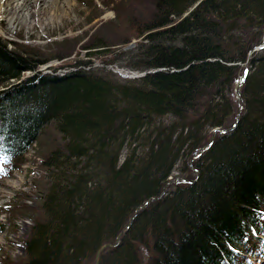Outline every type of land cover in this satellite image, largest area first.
I'll return each instance as SVG.
<instances>
[{
    "label": "trees",
    "instance_id": "1",
    "mask_svg": "<svg viewBox=\"0 0 264 264\" xmlns=\"http://www.w3.org/2000/svg\"><path fill=\"white\" fill-rule=\"evenodd\" d=\"M89 2L101 16L105 5ZM111 11L114 19L86 42V33L65 37L48 57L0 37V172L19 171L50 122L64 140L53 143L42 167L55 178L72 169L41 206L30 208L27 199L12 206L11 224L19 214L32 222L16 264H94L128 224L98 264H246L259 250L254 235L264 237L257 220L264 216V48L251 54L264 40V0H120ZM141 39L129 67L144 77L120 84L112 72L92 70L91 59ZM80 47L88 60L68 64V74L36 72L69 61ZM245 68L236 128L216 133L187 165V183L151 201L172 178L182 147L193 157L214 129L235 123L234 86ZM152 116L178 126L156 128L138 166L131 158L118 166L115 152Z\"/></svg>",
    "mask_w": 264,
    "mask_h": 264
},
{
    "label": "rangeland",
    "instance_id": "2",
    "mask_svg": "<svg viewBox=\"0 0 264 264\" xmlns=\"http://www.w3.org/2000/svg\"><path fill=\"white\" fill-rule=\"evenodd\" d=\"M116 1L120 0H93V4L100 8V4L105 5L101 10L103 12L102 15L95 16L91 14L93 12L92 3L89 0H62L58 1L60 4L59 11L56 13L55 11H51L49 13L50 16L40 17L42 18L41 21H23L18 19L16 22L11 20L12 14L10 8L5 3L0 6V37L8 41L16 42L17 44L22 43V45H27L32 49H36L35 53H44V56L48 57L53 55L52 50L54 46L56 47L55 42H59L65 37L80 38L83 36L82 33H86V36L82 38L86 42L88 39L87 36L93 34L98 24L114 19L111 8L112 4ZM137 42L142 44V39L131 42L128 47L119 46L117 47L118 50L114 53L104 54L98 56L96 59H91L93 61L92 70L101 73L110 71L120 84L141 78L140 76H142L141 74L143 72L133 71L129 67L131 60L138 57L137 54L139 53L140 45ZM262 44L254 48L253 52H260ZM10 48L14 49L13 47ZM87 55V52L80 47L69 61L52 60L45 63V65L38 66L37 70L43 74H51L49 72V68H51V71L55 69V73L58 76H63L73 71V69L68 68L71 67L68 64L74 61H87ZM114 59L116 60L115 62ZM104 64L107 65V68L103 67ZM29 75L31 73H25L21 80L26 79ZM124 106L127 108L129 105L126 104ZM173 124L175 125L174 129H176L178 124L171 117L157 118L156 116H152L150 125L144 127L123 148L121 147L116 152L113 150L112 154L114 152L117 154L118 166L130 158L133 159L135 167L138 166L137 164L142 163L146 151L155 137L156 128L162 125L166 129H170ZM206 132L208 134L210 132L209 129ZM63 140L62 135L57 131L56 123L50 122L41 131L37 143L26 154L25 164L22 168L8 177H6L7 174L0 172V264H16L24 258V242L32 227L31 216L25 214L17 215V222L11 224L13 218L10 215V210L12 206L14 204H20L23 200L27 199V205L35 209L43 204L44 198L48 195L53 184L58 183L60 178L65 181V176L67 179L71 178V168L66 170L67 173L64 177L59 172L55 178V172H47L41 164L43 159L47 157L53 143L55 141L63 142ZM186 145L181 148L178 162L172 173L173 180L171 181L177 178H184L187 175V165L190 166L192 157L191 151L189 150L190 147L188 148V145ZM61 159L59 160L60 163L68 162V160H63L64 158ZM70 163L72 164V161ZM172 190L173 188H167L165 194ZM257 220L264 226L263 215H259ZM254 237L258 243L259 250L255 255L245 256L246 264H264V237L261 240L257 233ZM149 253L150 251L148 249L146 254Z\"/></svg>",
    "mask_w": 264,
    "mask_h": 264
},
{
    "label": "bare ground",
    "instance_id": "3",
    "mask_svg": "<svg viewBox=\"0 0 264 264\" xmlns=\"http://www.w3.org/2000/svg\"><path fill=\"white\" fill-rule=\"evenodd\" d=\"M58 1H62V0H0V6L5 3L7 4L12 14V18H11L12 21L16 22V20L18 19L23 21H27V20L41 21L42 18L50 16L49 13L51 11H55V13L59 11L60 4L58 3ZM245 70L247 71L248 74V70L247 69ZM148 204L149 203H147L146 207L148 206Z\"/></svg>",
    "mask_w": 264,
    "mask_h": 264
},
{
    "label": "water",
    "instance_id": "4",
    "mask_svg": "<svg viewBox=\"0 0 264 264\" xmlns=\"http://www.w3.org/2000/svg\"><path fill=\"white\" fill-rule=\"evenodd\" d=\"M261 48H264V41H263V44H262ZM252 52H253V51H252ZM252 52H251V54H252ZM246 75H247V71L244 70V71L242 72V74L238 77V79L236 80V83H235V86H234V95H235V98H236L237 102L239 103V111H238V113H237V120H236V122L234 123V125H233L231 128H229V129H227V130H222V129H220V128L215 129V130L212 132V136H211L209 142H208L206 145H204L203 147H201V148L198 150V152H197V153L194 155V157L191 159L190 163H191L193 160H195V159H197L198 157H200L205 151H207V150L209 149V147L212 145V142H213V140H214V136H215V134H216L217 132L220 133V134H222V135H226V134H229L230 132H232V131L236 128V126H237V124H238V118H239V116H240V112H241V110H242V108H243L242 99H241V97H240V90H241L242 87H243V84H244L245 79H246ZM179 181L186 182V181L183 180V179H176V180H174V181H170L167 185L164 186V188H163L161 194H160L158 197L151 199V201H154V200H156V199H158V198L163 197L164 194H165V192H166L167 187H168L169 185L175 184V183H177V182H179ZM151 201H149V203H150ZM146 205H147V204H144L143 206L139 207V208L136 210V212H138L139 210L145 208ZM129 227H130V224L126 225V227H125V228H124V229H123V230L117 235V237H116V239H115V242H114L113 244H110V243H109V244L103 245V246L97 251L96 256H95V262H94V264H98L99 256H100V254H101L104 250L109 249V248H114V247H116V246L118 245L120 238H121V237L123 236V234L129 229Z\"/></svg>",
    "mask_w": 264,
    "mask_h": 264
}]
</instances>
